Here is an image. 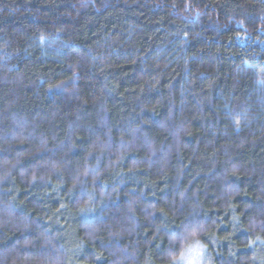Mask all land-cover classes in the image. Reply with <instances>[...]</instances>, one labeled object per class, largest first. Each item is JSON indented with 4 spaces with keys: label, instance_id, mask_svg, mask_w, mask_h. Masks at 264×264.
<instances>
[{
    "label": "trees",
    "instance_id": "1",
    "mask_svg": "<svg viewBox=\"0 0 264 264\" xmlns=\"http://www.w3.org/2000/svg\"><path fill=\"white\" fill-rule=\"evenodd\" d=\"M264 264V0H0V264Z\"/></svg>",
    "mask_w": 264,
    "mask_h": 264
},
{
    "label": "rangeland",
    "instance_id": "2",
    "mask_svg": "<svg viewBox=\"0 0 264 264\" xmlns=\"http://www.w3.org/2000/svg\"><path fill=\"white\" fill-rule=\"evenodd\" d=\"M184 251L175 264H208L207 251L200 244H193Z\"/></svg>",
    "mask_w": 264,
    "mask_h": 264
}]
</instances>
